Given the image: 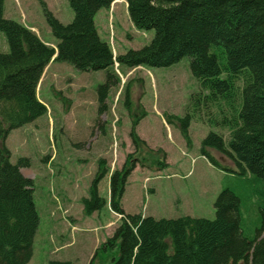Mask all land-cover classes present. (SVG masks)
Masks as SVG:
<instances>
[{"label":"trees","instance_id":"obj_1","mask_svg":"<svg viewBox=\"0 0 264 264\" xmlns=\"http://www.w3.org/2000/svg\"><path fill=\"white\" fill-rule=\"evenodd\" d=\"M0 0V31L8 51L0 52V264H27L33 254L39 224L32 194V180L21 173L29 160L10 161L4 141L9 132L47 112L36 94L44 68L53 60L72 65L78 71L105 70L98 85V112L106 110V99L118 76L114 63L168 67L189 56V69L199 81L200 91L191 97L189 112L209 114L229 132L209 131L201 140L200 152L213 166L239 176L264 180V0H124L132 25L153 31L150 42L138 49L113 54L100 38L95 15L114 0H67L73 12L68 24L61 23L40 0L55 46L44 43L22 23L3 16ZM192 116L170 115L186 145ZM130 135L135 151L128 154L121 169L109 174V206L120 216L111 236L96 247L91 263L100 252H113L112 264H264V211L261 226L253 238L241 227L240 200L229 189L221 190L212 219L188 215L159 218L126 213L121 205L127 178L134 169L145 141ZM140 149V150H139ZM211 150L232 162L221 164ZM163 152V156H164ZM145 158H142L141 164ZM158 168H165L156 160ZM105 161L91 181L89 195L82 198L83 212L98 211L105 200L99 195L100 181L108 174ZM46 264H72L49 259Z\"/></svg>","mask_w":264,"mask_h":264},{"label":"rangeland","instance_id":"obj_2","mask_svg":"<svg viewBox=\"0 0 264 264\" xmlns=\"http://www.w3.org/2000/svg\"><path fill=\"white\" fill-rule=\"evenodd\" d=\"M42 1L61 23L71 22L73 12L67 0ZM18 2L16 6L15 0L3 1L9 17L6 19L21 23L25 18V24L34 26L40 37L33 32L43 42L55 45L57 40L40 0ZM94 21L113 54L141 48L154 35L128 23L119 4L114 10L102 8ZM4 46L8 47L0 31V48ZM189 62L190 57L184 56L168 67L129 68L114 63L111 70L119 80L110 87L107 108L101 114L97 87L105 81V70L78 71L68 63L53 60L47 64L36 87L47 112L11 130L4 141L12 163L21 157L29 160L21 173L32 180L39 224L27 264H46L49 259L91 263L96 247L111 236L120 221L108 203L109 174L121 169L127 155L135 151L130 131L137 118L135 133L147 147L141 146L135 154L139 162L127 178L121 199L123 210L156 219L184 215L212 219L218 193L229 189L240 200L243 233L253 238L264 211V180L223 171L201 155V140L209 131L227 135L229 129L210 121L204 109L194 115L189 112L192 95L200 91ZM186 113L192 116L188 127L191 146L186 145L178 125L168 122L170 115L182 117ZM211 151L221 164L232 166L224 155ZM101 158L109 171L98 186L105 204L87 215L81 201L89 195ZM142 158L145 160L141 164ZM158 159L165 168L155 165ZM117 254V248L100 252L93 264H112Z\"/></svg>","mask_w":264,"mask_h":264},{"label":"crops","instance_id":"obj_3","mask_svg":"<svg viewBox=\"0 0 264 264\" xmlns=\"http://www.w3.org/2000/svg\"><path fill=\"white\" fill-rule=\"evenodd\" d=\"M16 1V6H19V2H18V0H15ZM117 4H119L120 6H121V8L124 10V12H125V14H126V18H127V22L128 23H130L131 24V21L129 20V17H128V13H127V6H126V2L124 1V0H114L113 2H112V4H111V6H110V8L112 9V10H114L115 9V7H116V5ZM5 11H6V7H5V5L3 4V16L5 17V18H9V17H7L6 15H5ZM100 11V10H99ZM98 11V12H99ZM97 12V13H98ZM97 15V14H96ZM95 15V16H96ZM23 16H24V14H23ZM22 16V17H23ZM94 20H95V18H94ZM26 20H25V18H24V20H22L21 21V23L24 25V26H26L27 28H29L30 30H32V31H35L37 34H38V31L36 30V28L34 27V26H32L31 24H25V23H27V22H25ZM118 23H119V21H118ZM95 25H96V23H95ZM132 25V24H131ZM133 26V25H132ZM38 36H39V34H38ZM40 37V36H39ZM44 43H46V42H44ZM47 45H50V46H55L54 44H48V43H46ZM8 46V45H7ZM7 48L8 47H6V46H4V47H2V48H0V52H7ZM119 53H122V52H118V54ZM49 65V64H48Z\"/></svg>","mask_w":264,"mask_h":264}]
</instances>
